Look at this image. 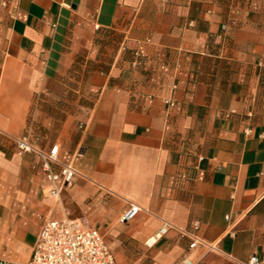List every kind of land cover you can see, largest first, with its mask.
<instances>
[{
    "label": "crops",
    "instance_id": "obj_1",
    "mask_svg": "<svg viewBox=\"0 0 264 264\" xmlns=\"http://www.w3.org/2000/svg\"><path fill=\"white\" fill-rule=\"evenodd\" d=\"M23 136L77 156L59 197ZM48 220L94 228L117 264L264 258V0H0V262ZM164 222L213 249L174 228L147 248Z\"/></svg>",
    "mask_w": 264,
    "mask_h": 264
},
{
    "label": "built area",
    "instance_id": "obj_2",
    "mask_svg": "<svg viewBox=\"0 0 264 264\" xmlns=\"http://www.w3.org/2000/svg\"><path fill=\"white\" fill-rule=\"evenodd\" d=\"M164 104L173 108L171 99H164ZM16 152L19 155L33 154L41 164V169L46 176L47 194L51 197H59L61 192L70 187L78 175L75 167L76 155L70 161L61 162L59 159V147L53 145L48 149L34 146L27 136L13 138ZM185 180L184 175L179 176ZM141 208L130 203L128 208L118 217L119 224H125L133 220ZM176 229L180 235L190 239L189 249L205 247L213 249L196 236L198 226L194 224L189 230L178 229L168 222H164L159 231L145 242L147 248H151L155 242L163 237L168 230ZM0 264H3L0 262ZM25 264H117L114 254L107 246L104 237L94 228L83 225L77 221L48 220L40 228L29 259ZM182 264H192L185 258ZM242 264H264V258L252 255Z\"/></svg>",
    "mask_w": 264,
    "mask_h": 264
}]
</instances>
